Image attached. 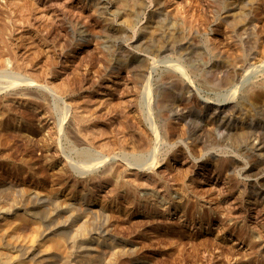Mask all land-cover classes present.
I'll list each match as a JSON object with an SVG mask.
<instances>
[{
    "label": "rangeland",
    "instance_id": "rangeland-1",
    "mask_svg": "<svg viewBox=\"0 0 264 264\" xmlns=\"http://www.w3.org/2000/svg\"><path fill=\"white\" fill-rule=\"evenodd\" d=\"M106 1L112 5L98 9L97 3ZM220 2L0 0V235L11 256L39 264L25 254L35 236L58 243L57 252L42 258V264H264V201L252 193L264 189V159L245 149L247 140L263 141L264 131L258 127L248 139L232 133L224 145L203 149L182 135L184 122L166 112L156 118L154 107L169 72L175 71L185 85L181 107L202 115L204 130H212L205 103L234 105L244 99L246 105L245 86L264 84V0H226L244 16L251 34L232 26ZM160 21V43L148 45L144 30L155 29ZM248 37L254 47L246 43ZM214 70H222L220 76L235 74L224 84L212 79ZM254 92L258 96L264 89ZM165 114L170 118H160ZM255 123L264 126V116ZM133 125L144 127L145 134L129 131ZM165 127L176 132L170 143ZM109 139L123 141L124 150ZM147 143L158 148L155 167L144 159L151 155L136 153ZM133 154L143 158V165ZM230 155L238 159L235 167L220 171ZM132 161L136 167L129 165ZM109 165L124 167L131 188L138 179L133 188L146 204L128 203L124 194L112 191V181L103 177ZM153 175L166 182L170 202ZM175 176L183 178L189 198L200 196L194 222L180 221L181 212H164L180 202ZM142 181L148 183L139 187ZM156 192L161 195L158 208L144 201ZM68 202L72 207L67 211ZM72 209L89 215L84 245L92 239L90 246L96 248L79 258L78 247L67 240L79 234L66 226ZM216 212L230 217V229L209 220ZM54 222L59 230L52 229ZM243 235L252 240L239 239ZM93 237L105 244L99 246Z\"/></svg>",
    "mask_w": 264,
    "mask_h": 264
},
{
    "label": "bare ground",
    "instance_id": "bare-ground-1",
    "mask_svg": "<svg viewBox=\"0 0 264 264\" xmlns=\"http://www.w3.org/2000/svg\"><path fill=\"white\" fill-rule=\"evenodd\" d=\"M218 1H221L220 3H222L223 4V6H227V3H226V0H218ZM256 0H241V2H240V4H242V2L243 3H254ZM228 2V1H227ZM229 3V2H228ZM98 4V9H101V10H103L104 9V7H106V6H111L112 4H111V1H106V2H98L97 3ZM221 4V5H222ZM243 7V6H242ZM226 9V12L228 13V15L231 17V24H232V26H234V27H237L238 29H239V31L240 32H247L248 31V33L250 32L249 30H250V28H249V23H245V25L243 24V22H244V19H243V17L244 16H242L241 15V13H239L238 12V10H236L238 13L236 14V13H234L233 11L236 9V7L234 6V5H229L228 4V6H227V8H225ZM162 21V20H161ZM159 22V24H158V26L155 28V29H151V30H147V29H145L144 30V32H145V35H146V41H147V44L149 45V44H158V43H160V40L162 39V37H163V29H164V27H163V23L162 22ZM162 23V24H161ZM149 29V28H148ZM247 33V34H248ZM252 33V32H251ZM251 33H249V34H251ZM254 34V33H253ZM255 35V34H254ZM253 35V37H255ZM248 36H251V35H248ZM250 38H252V36L250 37ZM249 37H248V40L250 39ZM254 39V38H253ZM246 41V43H248V46L250 45V47L251 46H253L254 47V45H252V44H250V40L249 41ZM145 41V42H146ZM252 42V41H251ZM255 44H256V42H255ZM249 48V47H248ZM250 49V48H249ZM252 49V48H251ZM222 72V70H214V72L212 71V79H214V81H215V78H218V81H220L221 83H224V84H228V83H230L231 82V78H233V75L235 74V72H230V71H225L224 73H222V75L220 76V75H218V73L219 72ZM175 71H170L169 72V74H168V76H169V79L166 81V84H165V86H164V90H163V93L161 94L160 93V96H158L157 98H156V100H154V104H155V106L154 107H156V109L158 110V112H159V114L157 115L156 114V118H157V116H161V113L160 112H166V113H168L167 115L168 116H174V118L175 119H177L178 121H180L181 123L180 124H182L183 122H184V126L183 125H181V126H183L182 127V135L183 136H186V138H188V139H191V140H194V141H198L199 143H200V147L201 148H207V147H211V146H214L213 147V149H216L217 148V146L218 145H224L225 144V140L232 134V133H234V135H235V137H237V138H240V137H244L245 139H246V137H247V139H248V137L252 134V132H253V130L254 129H256V128H260V130H261V133H263L262 131H264V128H262V127H264V126H262L261 124H256L255 122H256V120H258L259 121V119H260V115H262V116H264V94H262V93H260L259 92V95L257 96L256 94H255V89L256 88H261V89H264L263 87H264V84H258V83H254V82H252V83H254V84H252V85H250V86H245V90L243 89L242 91H245V93L244 92H242V93H244V98H245V100L247 101L248 100V102L246 103V105H245V103H244V99L243 98H241V99H243L242 101H240V102H238L237 104H232V105H230V103L228 104H221V105H219V106H213V105H211V104H208V103H205V105H204V107H205V110H206V113H209V122H210V124L212 125V130H210V129H208V130H204V125L203 124H201V117H202V115L200 116V115H196L195 116V114H194V112H193V110L192 109H188L187 107H181V104L184 102L183 101V99H181V97H179L181 94H182V91H183V89H184V82H183V80L182 79H180L179 77H177L176 75H175V73H174ZM230 72V73H229ZM217 74V75H216ZM247 76V75H246ZM248 77V76H247ZM246 77V78H247ZM212 79L210 78V80L212 81ZM217 80V79H216ZM246 80V79H245ZM217 81V82H218ZM204 82V81H203ZM206 83L208 82V81H205ZM243 82V81H242ZM245 82V81H244ZM210 83V82H209ZM204 84V83H203ZM208 84V83H207ZM241 97H242V95H241ZM252 99V100H251ZM183 101V102H182ZM183 105V104H182ZM186 105H188V104H186ZM185 105V106H186ZM184 106V105H183ZM190 106V105H189ZM190 107H192V106H190ZM228 107V108H227ZM193 108V107H192ZM155 109V108H154ZM157 112V113H158ZM195 113H197L196 111H195ZM166 115V114H165ZM165 115H163L164 117H160V118H170V117H168L167 115L165 116ZM148 116H149V114H148ZM155 116V115H154ZM147 118V117H146ZM150 118V117H149ZM159 118V119H160ZM193 118V119H192ZM77 119H78V121L79 122H82V121H85V119H83V117H77ZM152 118H150V120H151ZM158 119V120H159ZM163 119V120H164ZM195 119V120H194ZM148 120V119H147ZM149 120V121H150ZM163 120H161V121H163ZM169 120V119H168ZM148 121V122H149ZM198 123H197V122ZM152 122V121H151ZM151 122H150V124H151ZM165 122V121H164ZM166 123V122H165ZM168 123V122H167ZM166 123V124H167ZM122 124V123H121ZM160 124H162V123H160ZM164 124V123H163ZM151 126V125H150ZM165 126V125H164ZM122 127V126H121ZM124 127V126H123ZM161 127H163V126H161ZM127 128H130L129 129V131H131V128H132V130L134 131V130H139L140 131V133L141 134H145V132L144 131H142L143 130V128L144 127H142V128H140V125H137L136 127L133 125V127H127ZM123 130L124 129H126V128H122ZM145 129V128H144ZM162 129V128H161ZM165 130V132H164V134L166 135L165 136V138H166V141L165 142H172V139H173V137L175 136V134H176V132L174 131V129H172V128H170V127H165L164 128ZM127 130V129H126ZM151 130H152V128H151ZM159 130V129H158ZM79 131V130H78ZM146 131V130H145ZM75 132V131H74ZM205 133L207 136H206V138H204L203 139V136L201 135V133ZM76 133V132H75ZM92 133V132H91ZM155 133V132H154ZM160 133V132H159ZM178 133H179V131H178ZM199 133V134H198ZM88 134V133H87ZM86 134V135H87ZM140 134V135H141ZM85 135V134H84ZM138 135H139V133H138ZM137 135V136H138ZM161 135H163L162 134V131H161ZM143 136H146V135H143ZM143 136H142V138L141 137H139V138H141L142 140H143ZM164 136V135H163ZM177 136V135H176ZM181 136V135H180ZM75 137H76V135H75ZM79 137V136H78ZM78 137H76V139H78ZM88 137V136H87ZM159 137H160V135H159ZM182 137V136H181ZM92 138V137H91ZM94 138V137H93ZM96 138V137H95ZM132 138V137H131ZM137 138V137H136ZM156 138H158V137H156ZM161 139L163 138V137H160ZM90 139V138H89ZM138 139V138H137ZM140 140V139H139ZM138 140V142L140 143V142H142V143H144L143 141H139ZM145 140H147V138H145ZM174 140V139H173ZM257 140V141H256ZM256 140H253V142H250V143H248V140H247V143H246V147H245V149H247V147H249L252 151H251V157L252 156H256V157H258V158H261V159H264V140L262 141V140H260V139H256ZM92 141H95V140H93L92 139ZM109 141H110V139H109ZM108 141V142H109ZM132 141H134V140H132ZM131 141V143H134L135 144V142H132ZM148 141V140H147ZM152 141H153V139H152ZM157 141H158V139H157ZM76 142H77V140H76ZM112 144H118L119 146H120V148L122 149V150H124V144H123V141H121V140H119V139H114V140H111L110 141ZM150 142H151V140H150ZM84 144V142H81V141H79V143L77 142L76 144ZM107 143V142H106ZM110 143V144H111ZM137 143V142H136ZM108 145H109V143H107ZM133 144V145H134ZM158 144V143H157ZM136 145V144H135ZM134 145V146H135ZM81 146V145H80ZM110 146V145H109ZM113 146V145H112ZM133 146V147H134ZM138 146V145H137ZM141 147L139 148V146H138V148L139 149H137V152L136 153H138V155L140 154V155H142V157H143V154L144 153H146L147 155H151L150 157H147V156H144V159H146V158H150V161L149 162H151V164L154 162L155 164H153V166L155 165V166H157V164L159 163V161L158 160H160V159H158L159 157H157L158 155H156V152H157V150H158V148L157 149H151L152 148V146L153 145H150V144H146V145H144V144H141L140 145ZM157 147H159V146H157ZM85 148H86V145H85ZM134 148H136V147H134ZM84 148H82V150H83ZM87 149H88V147H87ZM81 150V151H82ZM89 150V149H88ZM80 150H79V152H81ZM84 151H85V149H84ZM87 151V150H86ZM78 152V153H79ZM83 152V151H82ZM89 152V151H88ZM87 152V153H88ZM159 152V151H158ZM84 153H86V152H84ZM86 153V154H87ZM124 153V152H123ZM135 153V152H134ZM258 153V154H257ZM83 154V153H82ZM90 154H91V152H90ZM89 154V155H90ZM145 154V155H146ZM159 154V153H158ZM79 155H81V154H79ZM78 155V156H79ZM136 156V154H135V156H136V158L137 157H140V156ZM86 156V155H85ZM84 156V157H85ZM91 156V155H90ZM122 155H120V158H119V160L121 159V158H123L124 159V162H125V156L123 155L122 157H121ZM133 156H134V154H133ZM134 156V157H135ZM87 157H88V155H87ZM129 157V156H128ZM134 157H130V158H132V160H133V158ZM156 157V158H155ZM141 158V157H140ZM140 158H137V159H139V160H137V161H139V162H141L140 164L141 165H143L142 164V159L143 158H141V161H140ZM81 159H83V158H81ZM85 159V158H84ZM126 159H127V156H126ZM128 161H129V159H127ZM127 160H126V162H127ZM134 160H136V159H134ZM147 160V159H146ZM149 160V159H148ZM131 161V160H130ZM136 161V163H139V162H137ZM123 162V161H122ZM133 162V161H132ZM135 162V161H134ZM131 163V164H129L130 166L132 165L133 167L135 166L134 164L135 163ZM158 162V163H157ZM225 163L224 164H222L220 167H219V170L220 171H227V170H230V169H233L235 166H234V164H235V162H238V159L235 157V156H233V155H230V156H227V158H226V160L224 161ZM112 163H114V162H112ZM120 163V162H119ZM128 163H130V162H128ZM128 163H125V164H128ZM143 163L145 164V161L143 160ZM117 163H115V165H116ZM125 164L123 165V166H125ZM139 164V165H140ZM111 165H113V164H111ZM118 165H120V164H118ZM129 165H127V166H129ZM137 165V164H136ZM122 166V167H123ZM145 166H147L148 168L151 166L150 165V163H149V166L146 164ZM152 166V167H153ZM154 166V167H155ZM106 167V166H105ZM104 167V168H105ZM122 167H120V168H118V167H115V166H108L105 170H104V172L103 173H105L106 172V174H105V176L103 175V177H106V175H107V179H110L112 182H109V183H112V191L115 193V194H124L125 196H124V198L125 199H127V201H128V203H131V204H135L137 201L138 202H141V198H143V197H141V195H140V197L139 196H137V194H139V193H137L136 191H137V188H138V185H136V184H138L139 182H137L138 181V179L137 180H135L136 182H134L135 183V186H137V188L135 189V188H133V184H132V188H131V186H129V184L127 183V181L129 180H127V178H126V175L124 174V172L125 171H122ZM136 167V166H135ZM153 167V168H154ZM253 167V166H252ZM125 168H127L126 166H125ZM137 168H138V166H137ZM139 168H143L142 166H139ZM138 168V169H139ZM123 169H124V167H123ZM130 169V168H129ZM128 169V170H129ZM152 170H154V169H152ZM83 172H84V170H83ZM86 172V171H85ZM84 172V173H85ZM135 172V171H134ZM134 174V173H133ZM137 174H138V172H137ZM136 175V174H135ZM151 175V174H150ZM149 175V176H150ZM134 176V175H133ZM148 176V178H150ZM146 178H147V176H146ZM152 178H153V180L155 181V185L157 186V187H159V188H162V189H164V194H163V196L162 197H164L165 198V196L164 195H166V196H168V198H169V202H170V200L171 199H173V198H171V197H169L170 195L169 194H171L170 192H168V190H167V192H166V182H164V181H162V179L160 178V180H158L157 178H156V176L155 175H153L152 176ZM132 179V178H131ZM135 179H136V176H135ZM145 178H143V180H144ZM173 180H174V182L176 183V186H177V188H178V191L179 192H177V194L178 193H180V202H176V200H175V202H173V203H171V204H169V205H167L166 206V208H165V210H164V212H169V214L170 213H175V212H181V214H180V216H179V219H181L180 221H182V222H194L195 221V219H196V217L198 216L199 217V215H196L195 213H196V211H193L194 209H196L197 207H198V203H199V199H200V196H196V198L194 197V198H189V193H188V191H187V189H186V187H185V182H184V180H183V178H180L179 176H175V177H173L172 178ZM102 180H104V179H102ZM106 180V179H105ZM104 180V181H105ZM133 180V179H132ZM108 181V180H107ZM141 181V180H140ZM145 181V180H144ZM154 181H153V184H154ZM131 182V181H130ZM129 182V183H130ZM147 184L148 182L146 181V182H144L143 183V181H142V185L141 184H139L140 186L139 187H141V186H143V184ZM150 183H151V180H150ZM150 183H149V185H150ZM100 184H102V183H100ZM131 185V184H130ZM134 186V187H135ZM252 188H254V187H252ZM181 189H183V190H181ZM185 189V190H184ZM261 191H263V192H261ZM261 191H258V190H252V193L254 194V196L256 197V198H260V199H262L263 201H264V189H262ZM123 192V193H122ZM154 192V191H153ZM152 192V193H153ZM72 193V192H71ZM137 193V194H136ZM157 193V192H156ZM152 194V196L150 195L149 197H145L144 198V201L146 200V201H154L153 203L155 204V206L157 207V204H159L160 203V200H158V199H161V198H159V197H161V195L159 196V194L157 195V194ZM75 193L73 192V195H74ZM151 194V193H150ZM176 194V195H177ZM148 195H149V193H148ZM147 196V195H146ZM179 196V195H178ZM167 198V199H168ZM73 199V198H72ZM78 199V198H77ZM77 199H73V202L75 201V200H77ZM80 200V199H79ZM162 200H164L163 198H162ZM161 200V201H162ZM81 201V200H80ZM143 201V200H142ZM150 201H149V203H150ZM165 201H166V198H165ZM71 202H72V200H71ZM77 202H78V200H77ZM138 202H137V204L136 205H138ZM81 203V202H80ZM142 203V202H141ZM140 203V204H141ZM145 204H146V202H144ZM144 203H142V204H144ZM167 203V202H166ZM220 203V202H219ZM77 204H79V202L77 203ZM140 204H139V206H140ZM151 204V203H150ZM154 204H153V206H154ZM73 205V204H72ZM81 205V204H80ZM74 206H76V205H74ZM142 206V205H141ZM152 206V207H153ZM67 207H68V209H67V211L70 209L69 207H72L71 206V204H69V202H68V205H67ZM82 208H84L83 206H81ZM147 207V206H146ZM145 207V208H146ZM76 208H80V207H76ZM154 208V207H153ZM158 208V207H157ZM152 209V208H151ZM155 209V208H154ZM153 209V210H154ZM80 211L82 210V209H79ZM151 211V210H150ZM82 212V211H81ZM80 212V213H81ZM87 212H88V210H87ZM163 212V213H164ZM198 212V211H197ZM79 212H78V210L77 209H72V210H70L69 211V213H68V215L65 217V222H66V226H68V228H69V230H72L74 227L76 228V231L78 230V233L79 234H77V235H73V234H71L72 236H67V240H68V242L70 243V244H72L75 248H77L78 247V252H79V255L77 256L78 258L79 257H81V254L82 255H84V253H89V251H91V250H94V249H96L95 247H92L93 245H91L90 246V244H91V240L89 241L88 240V244H89V246L87 245V243H86V245H84V240H85V236H88L87 234L88 233H90V232H88V228L86 227V225H87V219L89 218L88 216L89 215H87V216H85V215H82V214H80ZM83 213V212H82ZM200 214V213H199ZM46 215H48V214H46ZM92 216V219H93V215H91ZM201 216V215H200ZM202 216H203V214H202ZM91 219V218H90ZM91 219V221H93ZM197 219H199V218H197ZM205 219V218H204ZM89 220V219H88ZM209 220H211V222H214V224H218V225H221V226H225L226 227V229H230V226H229V220H230V217L229 216H227V215H224V216H222L221 215V212H216V214H215V216H211L210 218H209ZM54 221H56V220H54ZM58 221L59 220H57V223H58ZM81 221V222H80ZM91 221H90V223H91ZM168 221V220H167ZM94 222V221H93ZM172 223V222H171ZM54 224H56L55 222H54ZM176 224V223H175ZM174 224V225H175ZM88 225H89V223H88ZM92 225V224H91ZM172 225V224H171ZM234 228H235V226H233ZM61 228V225H58V224H56L55 225V227H53L52 229H54V230H56V229H60ZM68 228H67V230H68ZM236 229V228H235ZM94 231L93 229H90V231ZM67 233V232H66ZM69 233H71V231L70 232H68V234ZM97 233V232H96ZM91 235V234H90ZM96 235H98V234H96ZM92 236H90L89 238H91ZM84 239V240H83ZM87 239V238H86ZM94 239H98V238H94L93 237V240ZM239 239H243V240H246V241H251L252 240V238H251V236L249 235V236H247V235H243V236H241ZM105 241L106 240H102V239H98V244H99V246H101V245H104L105 244ZM2 242H3V236L1 237V235H0V264H24V260L22 259V258H20V257H17V256H11L12 254H11V252H10V250L8 249V248H5L4 246H3V244H2ZM113 245V243H111L109 246H112ZM97 246V245H96ZM74 247H72V249L74 248ZM94 248V249H93ZM57 249H58V243H54V242H49V241H46V240H44V239H42V238H35V236H34V238L31 240V249H28V250H26L25 251V254L27 255V256H30V255H33L35 258H37L38 259V263L39 264H42L43 263V260H42V258H44L45 259V257H47L51 252H57ZM75 250V249H74ZM80 250V251H79ZM77 251V250H76ZM78 252H77V254H78ZM96 252H97V250H96ZM91 253H94V255H96L95 254V252H91ZM90 253V254H91ZM75 254H76V252H75ZM91 255H93V254H91ZM87 256L89 257L88 259L90 260V258L91 257H93V256H90V255H86L85 257L87 258ZM78 258H77V260H78ZM92 259V258H91ZM90 262H91V260H90ZM90 262H88L87 264H90Z\"/></svg>",
    "mask_w": 264,
    "mask_h": 264
}]
</instances>
